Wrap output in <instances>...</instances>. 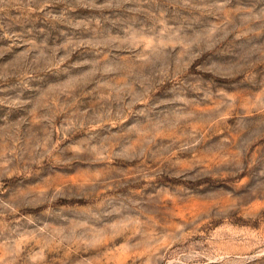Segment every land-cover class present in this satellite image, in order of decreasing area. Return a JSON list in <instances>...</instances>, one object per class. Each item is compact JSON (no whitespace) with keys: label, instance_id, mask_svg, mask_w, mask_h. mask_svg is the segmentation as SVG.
Segmentation results:
<instances>
[{"label":"rangeland","instance_id":"1","mask_svg":"<svg viewBox=\"0 0 264 264\" xmlns=\"http://www.w3.org/2000/svg\"><path fill=\"white\" fill-rule=\"evenodd\" d=\"M0 264H264V0H0Z\"/></svg>","mask_w":264,"mask_h":264}]
</instances>
